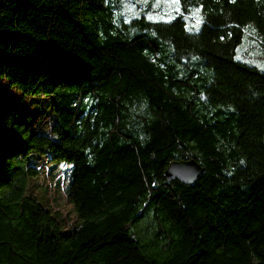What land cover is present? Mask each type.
Masks as SVG:
<instances>
[{
  "label": "trees",
  "instance_id": "16d2710c",
  "mask_svg": "<svg viewBox=\"0 0 264 264\" xmlns=\"http://www.w3.org/2000/svg\"><path fill=\"white\" fill-rule=\"evenodd\" d=\"M123 10L0 0V84L37 98L0 111V264H264V70L237 59L264 0ZM41 157L71 167L74 226L29 193ZM192 159L193 186L166 181Z\"/></svg>",
  "mask_w": 264,
  "mask_h": 264
},
{
  "label": "rangeland",
  "instance_id": "374dc122",
  "mask_svg": "<svg viewBox=\"0 0 264 264\" xmlns=\"http://www.w3.org/2000/svg\"><path fill=\"white\" fill-rule=\"evenodd\" d=\"M124 5L123 15L127 18H135L140 15H145L151 20H157L165 18L164 20L171 19L179 11H176V5H169L161 2L157 5L156 0H148L144 3L143 0H122ZM125 5H128L127 7ZM149 8V9H148ZM148 9V10H147ZM176 17V16H175ZM174 17V18H175ZM197 15H191L188 20L192 23V18H197ZM197 23V22H196ZM190 26V25H189ZM201 29V23L197 26H190L189 30L192 33H198ZM254 34V40L262 42L263 47L260 50L253 51L252 49L245 51L246 43L251 39L248 37V31ZM237 59L242 62H246L252 66L257 67L260 70H264V39L258 34L254 27L246 28L244 42L238 47ZM37 100L36 97L24 100L23 95L15 90L9 88L5 82L0 84V111L4 107L15 106L21 107V109L28 108V104L32 106V103ZM40 164L38 169L41 171L39 176L34 178L30 183L29 193L36 197L39 202L44 205L47 203L53 211H57L66 219V227H71L77 224L78 219L74 211L73 206L70 204L66 195L67 181L69 180V174L71 173V167L67 164L56 165L53 169L51 163L44 157L39 159ZM67 169V170H66ZM68 171V172H67ZM68 173V177H67ZM60 179V181H59ZM60 183H59V182Z\"/></svg>",
  "mask_w": 264,
  "mask_h": 264
},
{
  "label": "water",
  "instance_id": "95a60500",
  "mask_svg": "<svg viewBox=\"0 0 264 264\" xmlns=\"http://www.w3.org/2000/svg\"><path fill=\"white\" fill-rule=\"evenodd\" d=\"M205 169L196 160H179L170 163L165 172L167 182L177 181L182 185L193 186Z\"/></svg>",
  "mask_w": 264,
  "mask_h": 264
},
{
  "label": "snow or ice",
  "instance_id": "6c2138e0",
  "mask_svg": "<svg viewBox=\"0 0 264 264\" xmlns=\"http://www.w3.org/2000/svg\"><path fill=\"white\" fill-rule=\"evenodd\" d=\"M144 3H147L148 0H143ZM161 2V0H156L157 5ZM164 3L169 4V5H176L177 7L175 8L176 11H179V3L180 0H163ZM126 7L128 5H125ZM199 10H197L198 12ZM197 23H202V18H198Z\"/></svg>",
  "mask_w": 264,
  "mask_h": 264
}]
</instances>
